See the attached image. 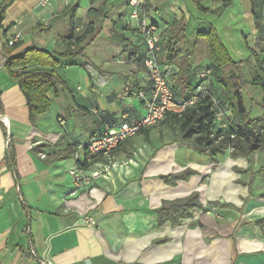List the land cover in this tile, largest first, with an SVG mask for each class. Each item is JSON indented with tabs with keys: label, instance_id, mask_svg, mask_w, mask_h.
Masks as SVG:
<instances>
[{
	"label": "crops",
	"instance_id": "obj_1",
	"mask_svg": "<svg viewBox=\"0 0 264 264\" xmlns=\"http://www.w3.org/2000/svg\"><path fill=\"white\" fill-rule=\"evenodd\" d=\"M82 1L50 0L42 7L38 0H15L0 22L1 54L9 49L5 40L21 32L11 56L30 47L63 52L70 26L64 9L75 4V33L87 23L95 26L99 16L95 28L117 41L108 52L106 45L97 47L99 64L86 54L95 65L89 75L81 58L62 59L75 63L57 68L65 87L46 93L50 106L33 120L15 79L19 70L0 68V264H264V228L256 223L264 218V150L248 158L226 151L212 163L189 141L178 139L163 119L131 137L130 146H118L111 159L90 163L86 171L99 170V177L75 186L70 171L79 164L74 155L84 158L83 145L102 130V120L144 114V100L135 91L147 92L142 41L134 23H127V0ZM196 1L204 11L194 0L148 2L161 30L181 17L187 24L184 52L178 65L170 66L173 86L183 60L182 70L189 69L193 83L198 80L209 60L205 40L196 35L210 28L234 60L248 59L251 65L264 60L257 41L264 0H232L219 15L224 0ZM189 31L194 39L187 41ZM251 88L249 99L259 102L264 90ZM245 105L251 117L262 114L259 106ZM8 154L14 155L15 167ZM185 169L193 173L175 184L161 178ZM195 192L200 206L188 209L190 216L180 217L178 224L158 223L164 202Z\"/></svg>",
	"mask_w": 264,
	"mask_h": 264
},
{
	"label": "trees",
	"instance_id": "obj_2",
	"mask_svg": "<svg viewBox=\"0 0 264 264\" xmlns=\"http://www.w3.org/2000/svg\"><path fill=\"white\" fill-rule=\"evenodd\" d=\"M14 1L0 0V22L5 10ZM194 2L200 10H205L196 0ZM231 2L232 0H224L216 10V14H221ZM77 8L78 5L75 4L68 5L64 9V13H70V26L67 37L69 41L63 52L54 53L45 49L30 47L19 56H11L10 49L15 47L13 45L8 47L9 49H6L5 53H0V68L6 69L9 73L19 70L15 79L26 99L30 120L48 110L50 101L46 97V93L49 90H56L60 86L65 87V82L57 73V68L75 63H64L62 59L81 58L88 75L89 70L95 68L94 63L86 56L85 50L88 44L100 34L101 29H96L90 22L80 32L75 33L74 23ZM148 8L151 9V6L146 5V9ZM89 12L91 13L92 9ZM186 26V22L181 17L163 28L162 48L158 55V62L161 65L171 66L178 63L177 61L183 53L182 43L186 39ZM36 28L37 30H44L39 25ZM259 30L258 38L262 39L264 37V19ZM114 36L116 37L117 34ZM196 37L205 40L209 60L205 68L211 70L210 89L212 94L226 105L229 116L222 122L218 121L215 111L212 109L210 97L205 96L195 105L186 108L180 115L167 113L163 119L167 120L168 128L172 132H176L178 139L189 141L196 152L207 156L212 163H216L217 156L228 151V149L231 157L242 156L246 158L254 151L264 150V94L259 102L249 99L248 108L259 106L262 109V114L257 117L250 116L243 96L248 87L264 90V67L261 65L264 61L255 60L250 78L247 80L244 76V67L251 63L248 59L234 60L214 28H210L206 32H198ZM261 50L264 51V45L261 46ZM185 63L187 62L183 60L182 64L185 65ZM182 64L180 65V72L177 73L176 86L171 84L172 80L170 79L171 87L178 97L188 96L197 83V81L193 83L192 77L188 76V68L186 71L182 70ZM32 65L35 66L29 67ZM255 65H260V69L256 70ZM259 70L263 75L258 73ZM139 91V89L135 91L137 96ZM0 114H3L1 100ZM121 145L130 146V138L121 142L119 147ZM128 154L131 155L130 152ZM8 158L11 166L15 167L14 155L10 154ZM78 164L80 165V163ZM262 168H264V164L260 167V169ZM192 173L191 169H185L174 174L161 176V178L167 184H175L177 180L186 179ZM197 197L195 192L184 198L164 202L163 207L157 210L158 223L162 224L169 220L172 224H178L180 217L191 215L188 209L200 206ZM256 223L263 230L264 218L257 220Z\"/></svg>",
	"mask_w": 264,
	"mask_h": 264
},
{
	"label": "built area",
	"instance_id": "obj_3",
	"mask_svg": "<svg viewBox=\"0 0 264 264\" xmlns=\"http://www.w3.org/2000/svg\"><path fill=\"white\" fill-rule=\"evenodd\" d=\"M148 1L150 0H127L130 19L127 20V23H134L136 33L142 41L141 63L147 75V92L140 90L138 97L144 100L145 113L130 119L124 114L119 119L102 120V130L83 145L84 158L79 160L77 154L74 155L77 164L81 162L85 165H78L70 171L71 178L77 187L88 186L99 177V170L86 171L90 163L100 157L111 159L113 151L118 148L121 142L135 136L144 128L157 125L167 113L180 115L186 108L195 105L203 97L209 96L217 120L222 122L229 116L226 105L222 103L221 99L212 94L210 89L211 70L209 68H205L200 72L195 88L188 96H176L170 84L172 68L162 66L158 62V55L162 48V30L151 11L146 9ZM38 4L47 7L50 5V0H38ZM20 38L21 32L16 31L4 43L7 47H12ZM257 41L261 46L264 45V37L262 39L258 38ZM228 151L230 152L229 149ZM83 222L90 224L91 219L85 217ZM30 254L35 255V252L31 250ZM39 264L51 263L43 260L39 261Z\"/></svg>",
	"mask_w": 264,
	"mask_h": 264
},
{
	"label": "rangeland",
	"instance_id": "obj_4",
	"mask_svg": "<svg viewBox=\"0 0 264 264\" xmlns=\"http://www.w3.org/2000/svg\"><path fill=\"white\" fill-rule=\"evenodd\" d=\"M82 2H85V0H83ZM149 2V1H148ZM147 2V4L146 5H149V3ZM148 10H150L151 11V9L150 8H148L147 9V11ZM95 18H97V19H95V26L97 27L98 26V22H99V16L98 17H95ZM101 22V21H100ZM103 23V22H102ZM103 28H105L104 26H103ZM102 32V31H101ZM193 33H194V31H192ZM192 32L191 31H189V32H187L188 34H187V41H189L190 40V36L191 37H193V34H192ZM106 39H108L109 41H110V43H108L107 44V40ZM192 39H194V37L192 38ZM202 40H204V39H202ZM186 43V42H185ZM185 43H184V45L182 44V51L184 52V49H185ZM114 44H116L117 45V41H114L112 38H108V36L106 37V34L104 33V31L102 32V34H100L99 35V37L97 38V40L94 42V44L93 45H90L89 47H87V50H86V52H85V54H87L89 57H91V59L92 60H94L95 61V63H98V62H100L101 63V61L99 60V58L100 57H96V55H95V50H98V49H101V48H104V46L103 45H106L105 47H107L104 51L105 52H108V48H110V50H111V48H112V45H114ZM201 45H198V47H200ZM97 47H98V49H97ZM255 49H256V51H260V47L258 46V45H256L255 46ZM206 51H207V49H205ZM208 55H206V57H207ZM94 57V58H93ZM264 61V60H263ZM99 64V63H98ZM261 65H264V62H262V64ZM255 68H256V70L259 68L260 69V65H255L254 66ZM252 69H253V67H252V65L251 64H247V66L246 67H244V76H245V78L248 80L249 78H250V74H251V72H252ZM76 80L78 79L77 77L75 78ZM196 82V81H195ZM254 94V90L251 88V87H248L247 88V91L245 90L244 91V93H243V96H244V101H245V103H249V98L252 96Z\"/></svg>",
	"mask_w": 264,
	"mask_h": 264
},
{
	"label": "water",
	"instance_id": "obj_5",
	"mask_svg": "<svg viewBox=\"0 0 264 264\" xmlns=\"http://www.w3.org/2000/svg\"><path fill=\"white\" fill-rule=\"evenodd\" d=\"M0 118L3 120V117L2 116H0ZM8 130H9V127H8ZM10 132V131H9ZM8 135H9V133H8ZM87 263V262H86Z\"/></svg>",
	"mask_w": 264,
	"mask_h": 264
}]
</instances>
